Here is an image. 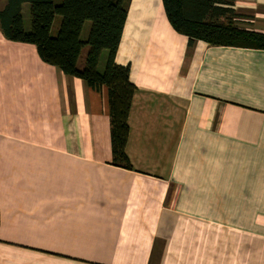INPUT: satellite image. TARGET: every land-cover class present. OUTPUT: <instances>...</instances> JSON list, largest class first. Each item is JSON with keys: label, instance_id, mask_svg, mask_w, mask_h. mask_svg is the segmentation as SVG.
Here are the masks:
<instances>
[{"label": "crops", "instance_id": "obj_1", "mask_svg": "<svg viewBox=\"0 0 264 264\" xmlns=\"http://www.w3.org/2000/svg\"><path fill=\"white\" fill-rule=\"evenodd\" d=\"M234 10L264 33V0ZM114 61L132 169L107 89L0 33V264H264V50L188 52L161 0H130Z\"/></svg>", "mask_w": 264, "mask_h": 264}, {"label": "trees", "instance_id": "obj_2", "mask_svg": "<svg viewBox=\"0 0 264 264\" xmlns=\"http://www.w3.org/2000/svg\"><path fill=\"white\" fill-rule=\"evenodd\" d=\"M171 27L187 38L188 52L197 41L211 47L264 50V33L238 25L235 0H161ZM130 0H6L0 8V33L10 42L34 46L40 60L64 75L82 80L87 87L108 93L111 163L132 169L125 153L128 115L136 87L129 80V67L115 63ZM28 5L30 25L24 24ZM56 17L60 23L55 34ZM89 23L86 38L82 30ZM87 47L84 66L78 67ZM102 52L104 69L98 70Z\"/></svg>", "mask_w": 264, "mask_h": 264}, {"label": "rangeland", "instance_id": "obj_3", "mask_svg": "<svg viewBox=\"0 0 264 264\" xmlns=\"http://www.w3.org/2000/svg\"><path fill=\"white\" fill-rule=\"evenodd\" d=\"M59 1L60 0H54L55 4H58ZM23 14H24L25 27L28 28V26L30 25L28 5H25V7L23 9ZM59 23H60V17H56L55 20H54V23H53L52 31H51L52 34L56 33L57 28L59 26ZM89 26H90L89 23H86L84 25L83 30H82V38H86L88 30H89ZM86 53H87V47L82 49L80 58L78 60V67L79 68H82L84 66V58H85ZM105 58H106V53L102 52V54L100 56V59H99V63H98V70L101 71V72L104 69Z\"/></svg>", "mask_w": 264, "mask_h": 264}]
</instances>
